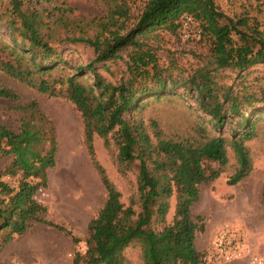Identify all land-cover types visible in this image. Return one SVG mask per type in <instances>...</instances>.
<instances>
[{
    "label": "trees",
    "instance_id": "trees-1",
    "mask_svg": "<svg viewBox=\"0 0 264 264\" xmlns=\"http://www.w3.org/2000/svg\"><path fill=\"white\" fill-rule=\"evenodd\" d=\"M127 11L126 0H116L108 19V25L116 29L109 30L101 42L100 38L85 39L95 50L94 60L67 73V63L44 40L35 19L23 11V2L11 0L8 39L0 36V71L45 95L70 101L80 114L91 157L94 137L113 135L119 166L126 171L137 163L138 213L124 206L120 193L96 165L107 197L87 226L85 251L74 254L73 264H126L123 252L133 244L139 246L143 264H211L207 253L196 248V233L204 231V225L203 218L194 217L191 208L199 201V186L222 173L228 162V145L238 166L227 185H236L252 170L245 143L255 137L264 118V87L259 77H248L251 68L264 64V29L260 30L248 14L235 18L225 15L215 0H146L131 27L126 23ZM184 16L197 22L202 37L210 42L211 65L194 70L182 81L187 91L195 92L194 103L215 131L211 135L206 127L198 126L199 137H206L201 142L168 139L156 121L146 125L138 118L149 100L176 96L172 91L177 84L159 67L154 42L164 31L176 34ZM119 60L125 61V77L110 81L95 71L96 65L108 69L109 63L117 65ZM227 70L235 74L233 86L219 85L216 80L219 71ZM85 72L92 74L91 83L84 79ZM34 74L46 75L48 80L35 84ZM0 97L15 103L18 100L16 93L3 86ZM16 108L43 120L36 104ZM34 120L22 117L16 130L0 126V156H11L0 171V253L35 223L70 236L66 229L42 217L47 208L37 196L48 186L57 142L53 133L47 137ZM46 142L48 150L42 154ZM209 163L219 168L215 170ZM260 197L264 206V183ZM171 199L173 215L167 223ZM153 225L161 227L154 229ZM72 238L76 244L77 239Z\"/></svg>",
    "mask_w": 264,
    "mask_h": 264
},
{
    "label": "rangeland",
    "instance_id": "rangeland-1",
    "mask_svg": "<svg viewBox=\"0 0 264 264\" xmlns=\"http://www.w3.org/2000/svg\"><path fill=\"white\" fill-rule=\"evenodd\" d=\"M23 11L30 15L39 28L44 40L54 49L55 55L67 63V73L77 67L91 63L96 54L85 39L95 40L108 36V31L116 27L109 24V14L115 8L116 0H20ZM126 23L131 27L142 13L146 0H126ZM217 8L225 15L235 18L248 14L264 29V0H215ZM11 0H0V36L8 39L9 10ZM122 21V20H121ZM176 34L164 31L154 44L157 46L158 65L163 74L175 80L176 94L171 100H149L138 113V118L146 125L151 120L158 123L164 137L168 139H191L204 141L197 133V127H206L211 135L215 131L209 118L198 110L194 103L195 92L187 91L182 81L202 67L210 64V42L202 37L199 24L188 21ZM108 29V30H106ZM124 31V30H123ZM123 31H120L122 34ZM103 37V38H102ZM96 72L110 81L127 76L124 60L117 65L108 64V69L96 65ZM56 74V73H53ZM235 74L219 71L216 80L219 85H234ZM261 80L264 87V64L251 68V79ZM46 75L34 74L37 84ZM84 79L89 83L93 77L85 72ZM169 81V80H168ZM0 86L17 94V102L0 97V126L16 130L22 117L35 119L34 123L49 137L54 134L57 142L55 165L48 170V186L37 196L47 208L42 217L66 229L70 236L44 223H35L21 237L12 240L0 253V264H73L74 254L84 252L87 241V226L96 216L106 200V191L100 172L121 195L125 207L140 211L137 196V163L124 171L116 161L117 146L113 135L106 139L95 136L93 157L86 149L83 127L79 112L74 105L64 99L45 95L31 84L11 78L0 71ZM181 95L183 98H181ZM184 99V100H183ZM36 104L43 114L33 116L31 111L23 114L17 105ZM151 131V129H149ZM207 133L209 134V132ZM224 135L228 131L224 129ZM245 146L250 153L252 170L246 178L234 186H228V179L237 169V160L230 147H226L228 162L222 173L213 181L199 186L200 198L192 208L194 217L201 216L204 231L196 233L195 245L198 251L208 255L211 264H251L254 258L264 264V206L260 192L264 183V118L259 122L256 135ZM48 150V143L42 147V154ZM11 161V156H0V171ZM96 165L101 169L97 171ZM213 169L219 166L209 163ZM166 216L171 221L174 200ZM161 226L153 225L154 229ZM227 227L235 234L241 257L227 261L219 248V236ZM77 239L76 244L73 238ZM249 251V254L246 253ZM233 251H229L232 254ZM126 264H143L140 248L133 244L123 252Z\"/></svg>",
    "mask_w": 264,
    "mask_h": 264
},
{
    "label": "built area",
    "instance_id": "built-area-1",
    "mask_svg": "<svg viewBox=\"0 0 264 264\" xmlns=\"http://www.w3.org/2000/svg\"><path fill=\"white\" fill-rule=\"evenodd\" d=\"M183 21H184L183 26H186L187 22L192 21V19L189 16H184ZM219 240L220 241H219L218 250L220 251L221 254L225 255V259L227 261L234 260V259L241 257V252L236 251V249L238 248L237 246L238 243L236 241L235 234L231 233L227 227H225L224 233H222L219 236ZM229 251H233L232 254L229 253ZM246 253L249 254V251H246ZM259 263L260 261L257 258H254L251 261V264H259Z\"/></svg>",
    "mask_w": 264,
    "mask_h": 264
},
{
    "label": "crops",
    "instance_id": "crops-1",
    "mask_svg": "<svg viewBox=\"0 0 264 264\" xmlns=\"http://www.w3.org/2000/svg\"><path fill=\"white\" fill-rule=\"evenodd\" d=\"M9 243H10V242H9ZM9 243H8V244H9ZM8 244H7V245H8ZM7 245H6V246H7ZM3 250H4V249H3Z\"/></svg>",
    "mask_w": 264,
    "mask_h": 264
}]
</instances>
